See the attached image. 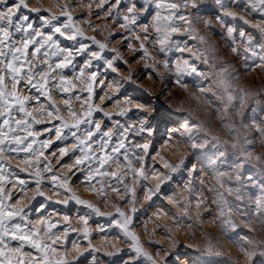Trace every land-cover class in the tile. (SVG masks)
<instances>
[{"label": "snow or ice", "instance_id": "obj_1", "mask_svg": "<svg viewBox=\"0 0 264 264\" xmlns=\"http://www.w3.org/2000/svg\"><path fill=\"white\" fill-rule=\"evenodd\" d=\"M80 3L83 4V0ZM210 4L215 7H210ZM94 5L101 9L104 19L110 18L126 30L122 43L126 42L129 51L146 61L145 69H151L161 79V67L168 73H174L176 85L184 90L188 88L184 77L195 74L199 77L200 97L204 98L202 104L212 105L219 101L222 105L223 129L234 138V142L212 135L202 121L190 124L191 111L184 117L183 127H194L207 133L199 143L189 137L191 150L198 151L213 143L222 146L218 157H224L229 150L234 153L235 159L228 165V170H220L219 165L212 162L210 178L200 177L199 185L207 184V191L211 194L212 207L207 214L213 215L214 210L222 235L236 245L248 264H254L255 257H264V238L256 232L257 225L264 230V154L254 155L257 138L264 142V120L257 122L253 117L249 125L246 112H256L255 107H248L249 101L259 103L260 93L234 85V79L238 78L233 76L231 62L213 58L216 47L208 44V37L196 26L203 24L212 30L211 20L202 14L212 12L227 33L226 37L223 33L220 35L231 52L236 54L237 60L243 56L247 70L253 66H264V54H261L264 53V0H199V3L197 0H99L98 3L89 0L84 5L89 10V17L94 14ZM57 6L61 9L59 14L50 9L30 7V0H0V264H103L97 256L99 249L92 243L93 229L89 222L94 217L105 218L107 227L101 225L98 229L105 233V239L107 233L115 232L117 238L129 244L134 255L123 260L122 264H157L135 231L140 203L137 190L146 189V199L152 201L162 186L172 180L174 173L187 167L186 158L182 157L179 163L173 164L161 156L162 167L167 172L156 168L154 159L152 168L148 167L155 147L152 140L155 133L149 119L141 114L142 106L136 104L137 128L114 119L113 113L95 102L97 89L107 88L111 91H105L99 99L112 102L117 109L116 116L127 117L132 111L131 107L121 106L133 104V99L121 89L124 82L135 84L137 74L130 71L128 76L113 77L107 84L100 78L109 70L118 73L120 62L129 63L119 48H109L117 34L108 29L104 41L94 35L89 36L73 13V0L58 2ZM230 6L247 11L255 23L232 11ZM23 9L36 13V20L25 15ZM100 14L95 13L97 16ZM83 23H87L89 30H98L100 34L105 31L90 19ZM244 26L253 32H248ZM256 36L259 37V51ZM238 40L247 47L241 50ZM133 41L138 43V48L133 46ZM109 52L111 57L107 54ZM153 52L163 59L157 60ZM78 57L82 58V63L77 61ZM197 61L206 65L208 71H198ZM101 67L104 72H101ZM209 78L211 83L205 88L203 81ZM57 96L62 104L57 102ZM216 110L220 111L219 108ZM176 112H183L182 105ZM98 114L101 119L96 118ZM235 117H240L239 127ZM105 121L110 122L111 127ZM38 125L51 127L38 131ZM53 131L56 140L65 146L57 149L58 157L56 152L51 155L56 157V164H60L64 157L71 159L70 164L61 165L67 172L57 171L56 164L45 155L52 146V139L51 136L47 139L41 137ZM253 131L254 136L247 134ZM130 136H140L144 142L134 143ZM69 140L72 141L71 146L66 143ZM168 141H171V135ZM156 154L160 155L159 152ZM16 158H21L24 165L18 171L13 170L11 164V160ZM249 165L252 171L246 174ZM77 172L83 176L81 184L99 197L101 203L111 201L113 212L102 211L99 205L78 194L72 183V176ZM22 173L30 179L21 178ZM195 173L196 169L189 170V179L184 184L188 197L174 196L169 200L174 207L182 205L181 211L172 212L177 226L187 222L191 228L194 222L198 227L204 219L200 210L205 207L207 198L203 187L197 193ZM149 179L156 183L148 184ZM45 184L50 187L45 188ZM113 194L128 205L127 211L115 202ZM38 198H42L37 209L40 215L32 220L31 205ZM53 200L65 206L63 215L60 210L47 212L45 202ZM72 206H79L76 219L81 228L73 225ZM193 207L196 210L194 221ZM168 214L164 209H158V215ZM243 229L249 231L242 235ZM162 230L168 234V239L172 238L168 225H164ZM73 233L76 239H72ZM204 235L206 243L188 247L203 256H224L219 240L207 232ZM85 242L86 248L82 247ZM178 244L173 240L172 247ZM111 247L116 251H106L104 255L109 258L108 264H118V260L112 258H119L118 254L123 249L114 243ZM70 250L75 253L71 260L68 259ZM223 264L236 262L229 258Z\"/></svg>", "mask_w": 264, "mask_h": 264}, {"label": "rangeland", "instance_id": "obj_2", "mask_svg": "<svg viewBox=\"0 0 264 264\" xmlns=\"http://www.w3.org/2000/svg\"><path fill=\"white\" fill-rule=\"evenodd\" d=\"M11 2V0H10ZM64 3V0H30V7H37L43 9H50L52 12L59 14L61 9L57 6V3ZM89 0H83V4L80 3V0H73L75 5L73 9V13L77 20L81 21V27L87 30V35L96 36L97 39L104 41L105 37L108 35V29H112L117 35L112 39L109 44V48H119L125 60H128V64H124L123 62L119 63V72L112 73L110 70L106 75L100 77L105 80V83H109L113 77H126L129 75V72L136 73L135 76L136 83L130 84L127 82L123 83V87L121 91L126 93L129 97L133 99L132 105H121L122 107L128 108L131 107L132 111L127 117H119L116 116L115 113L117 109L114 108L113 103L107 100L101 101L99 97L104 96L105 91H111L110 89H97V97L95 102L105 110L113 113V118L120 120L121 123H131L135 127H139V122L137 119V109L135 107L136 104H140L142 106V115H144L149 122L151 123L154 129V136L152 140L154 142V150L151 151L150 158L148 161V167L151 169L153 164L152 161H155V167L160 169L162 172H167L168 170L163 168V160L161 156L165 157L168 161L173 164L179 163L181 156L186 158L187 167L181 169L179 172L173 174L172 180L168 181L165 185L162 186L161 192L158 193L157 197H153L152 201L146 199L145 192L146 189L138 188L137 196L140 201L138 208L139 211L137 213V218L135 220V231L141 237V242L143 243L145 250L151 253L154 259L157 261V264H161V262H167V264H193L194 260L196 264H223V262L227 259H232L236 262V264H246V257L239 251L236 245L232 244L226 237L220 240L218 234L213 233V226L208 223L210 217L205 210L208 207H212L211 194L207 191V184L204 186L199 185L200 177L210 178V173L212 169V162H216L219 165L220 170H228V165L232 163L235 159L234 153L229 150L228 153L224 157H218V150H222V146H216L213 143L207 144L204 148L199 149L198 151H193L190 149L189 144L192 140L196 142H202L203 138L207 135L205 132H201L194 127H189L185 129L183 127L184 119L180 121L179 124L168 122L167 119L164 120H154L153 118L157 114L156 109V101H159L164 105V108L167 109L169 113H175L179 116H187L188 112H192V116L189 118L190 124L204 122L206 126L211 130L212 135H218L222 140H227L230 143L234 142V138L223 129V123L221 120V116L223 114V107L219 103V101H215L212 105H204L202 104L203 97H200L199 89L197 87V82L199 77L195 74L192 76H185L184 83L188 85L187 90L179 88L176 83V77L174 73H168L162 67L159 69L161 76L163 79L159 78L155 73L151 71V69H145L144 64L146 61L139 59V55L132 51H129L127 48L126 42L122 43V36L127 35L126 30L121 29L118 24H115L110 18L104 19L103 12L101 9L93 6V15L91 17L88 16V9L86 6ZM98 3L99 0H96ZM127 2V0H125ZM199 3V0H197ZM210 7H215L214 5H209ZM105 6V10H106ZM231 10L237 12L238 15H244L246 19L251 20L255 23V20L251 16L248 15L247 11L244 9H237L234 6H230ZM25 15H29L33 21L36 20L37 14L30 13L27 9L22 10ZM100 12V16L95 15V13ZM206 19L211 20L213 29L209 30L203 24H198L197 30L208 37V44L214 45L216 47V52L214 54V59L219 61L231 62L233 69V76L238 78L234 79L233 83L236 87H243L252 92H259V103H256L252 100L249 101V108L255 107L256 112L252 113L251 111H247L246 115L249 117L247 123L251 125L252 118H257V122L260 120H264V92H261V89L264 88V66L256 67L253 66L251 70H247L244 66V57L240 56L237 60L236 54L231 52V48L226 43L225 39L222 38L220 33L224 34V37L227 36V33L224 31L223 26L220 25L218 21L215 20V16L212 12L202 13ZM90 19L94 25L99 27H104L105 31L103 34H100L97 31H92L88 29L87 23H83L84 20ZM247 28L248 32H253V29L250 27L244 26ZM241 30H244L242 28ZM256 48L260 50V42L259 37L256 36ZM65 43H68L65 41ZM191 41L189 46L191 47ZM241 50L247 47L246 44L241 41H237ZM133 46L138 48L139 45L135 41H133ZM152 51V49H149ZM109 57H111L112 53H107ZM264 54V53H261ZM153 55L157 60L163 59L161 55L156 52H153ZM188 54L185 53V56ZM175 59V56H173ZM77 61L82 63V58L78 57ZM198 71H208V67L201 63L200 61L196 62ZM101 72H104V68H100ZM69 75L71 73L69 72ZM151 75V78H148ZM211 83V79L207 81H203V86L205 88L209 87ZM215 99V98H213ZM57 102L62 104V100L59 96H57ZM183 107V112H176L177 107ZM219 108L220 111L216 109ZM113 109H115L113 111ZM167 114L165 113V116ZM97 119H101V116L98 114ZM235 123L237 127H239L240 117H235ZM108 127H111V123L105 121ZM44 127H51V125H38L37 130L42 131ZM159 127V131H158ZM246 131V130H243ZM175 132L174 135L172 133ZM249 136H254L255 132H248ZM171 135V141H168V137ZM51 136L52 146L45 151V155L49 160L52 161L53 164H56V157H53L51 154L56 152V156H59L58 148L64 147L65 143H62L56 140L55 132L52 133H44L41 137L42 139H47ZM192 138V140L189 139ZM130 139L135 143H143L144 139L140 136H130ZM68 146H71L72 141L69 140L66 142ZM159 152L160 155L156 153ZM183 154V155H182ZM264 154V142H262L259 138L256 140V148L254 150V155ZM72 161L69 157H64L61 159L60 164H56V170L60 172H67V169H64L61 165L68 163L70 164ZM11 164L13 166V170L18 171L19 167H23L21 164V158H16L11 160ZM249 172L246 174H251L252 167L248 166ZM191 169H196V184H197V193L200 192L201 187H203L204 195L206 199L205 207H202L200 210L201 215L204 217L203 221L197 227V225L193 222V226L188 228V223L185 222L182 226H177L174 223L172 218V212L181 211L182 205L174 207L169 203L170 198L174 196H182L188 197V193L184 190V184L187 183L188 171ZM75 171V169H73ZM69 175H71L69 173ZM149 176H151V172H149ZM21 178L30 179L26 173L21 174ZM83 176L81 173L77 172L76 175L72 176L73 186L76 188L79 195L84 199L91 200L93 203L99 205L102 211L105 212H113L114 208L112 207L111 201L106 203H101V199L96 197L95 194L89 191L83 184H81V180ZM131 182V181H130ZM148 184H155L156 181L149 179L147 181ZM50 187V185L45 184V188ZM51 194V193H50ZM112 198L115 200L117 204H120L122 208L127 211L128 205L123 204L119 197H116L114 194ZM234 199V197H233ZM42 198H38L36 202L31 205L32 211L30 212V219L36 220L38 219L40 213L37 209L40 208V202ZM55 200V197H54ZM53 201L45 202L47 212H57L60 210V214L63 215V209L65 206L56 204ZM27 203V201H24ZM193 205L195 201H192ZM79 206H72L71 215L73 217V225L77 228H81L78 220L76 219V208ZM164 209L169 214L168 216L158 215V209ZM46 214V213H45ZM193 221L195 220L196 210L193 207L192 210ZM105 224V218L102 217H94L90 222L89 226L93 229V239L92 243L95 245L99 252L97 256L103 264H108L109 258L104 255L106 251H116L111 247L114 243L117 248L123 249L121 253L118 254V257H113L112 259L118 260V264H122L123 260L131 259L134 255L129 250V244L123 241L122 238H117V234L115 232L107 233V238L105 239V233L99 232V226ZM159 225V227L157 226ZM168 225L171 228V239L167 238V235L163 230V226ZM147 228V231H145ZM248 229H243L241 234L243 235L245 232H248ZM207 232L211 236L217 238L220 243V247L225 253L222 257H208L203 256L199 253H196L194 248H189V245L193 244H204L206 243V237L204 233ZM256 232L259 234L260 238H264V230H261L257 225ZM193 235L195 238H193ZM72 239H76V234H72ZM173 240H177L179 242L178 246L173 248L172 242ZM151 241V242H150ZM158 242V243H155ZM82 247H87L86 242L82 244ZM167 250V251H165ZM159 253V254H157ZM75 256V253L71 250L69 251L68 259L71 260ZM254 264H264V257H255Z\"/></svg>", "mask_w": 264, "mask_h": 264}, {"label": "clouds", "instance_id": "obj_3", "mask_svg": "<svg viewBox=\"0 0 264 264\" xmlns=\"http://www.w3.org/2000/svg\"><path fill=\"white\" fill-rule=\"evenodd\" d=\"M110 90H111V89H110ZM173 106H174V107H178V106H176V105H173ZM135 107H136V105H135ZM156 109H157V114H156V116L153 118L154 120L160 121V120L167 119L168 122L175 123V124H179L180 121H181L182 119H184L183 116H179V115H176L175 113H169V112H167V109L164 108V105L159 101V99H157V101H156ZM114 110H115V109H113V111H114ZM165 113L167 114L166 116H165ZM158 131H159V127H158ZM182 155H183V154H182ZM181 158H182V156H181ZM181 158H180V159H181ZM179 161H180V160H179ZM209 209H211V206L208 207V208H206L205 210L208 211ZM209 217H210V219H209L208 223H210V224L213 226V229H212V230H213V233H214V234H218L220 240H222V239L224 238V236H223L222 233L220 232L219 227H218V225H217V223H216V218H215L214 210H213V215H209ZM236 219L239 220V217H236ZM242 223H243V222L241 221V224H242ZM193 245H196V244H193ZM185 264H186V262H185ZM193 264H196V261H195V260H194ZM246 264H248L247 259H246Z\"/></svg>", "mask_w": 264, "mask_h": 264}]
</instances>
